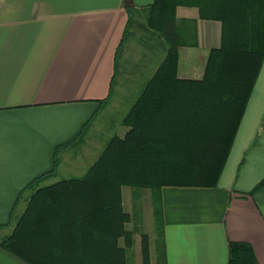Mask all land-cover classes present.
Listing matches in <instances>:
<instances>
[{"label": "crops", "instance_id": "crops-1", "mask_svg": "<svg viewBox=\"0 0 264 264\" xmlns=\"http://www.w3.org/2000/svg\"><path fill=\"white\" fill-rule=\"evenodd\" d=\"M153 2L0 0V243L12 231L13 223L6 224L13 209L19 217L34 188L68 170L55 167L33 189L27 186L53 168L54 156L106 128L121 108L129 77L121 85L116 51L131 14ZM176 17L194 22L197 38L195 46L179 47L177 77L201 79L210 51L220 46L221 22L201 19L196 7L177 6ZM160 62L149 73L139 63L147 80L132 92L121 125ZM131 191L122 188L124 210ZM149 197L160 213L165 264H227L230 241L249 244L264 264V59L217 185L164 186L149 189ZM0 264L28 263L0 245Z\"/></svg>", "mask_w": 264, "mask_h": 264}, {"label": "trees", "instance_id": "trees-1", "mask_svg": "<svg viewBox=\"0 0 264 264\" xmlns=\"http://www.w3.org/2000/svg\"><path fill=\"white\" fill-rule=\"evenodd\" d=\"M177 6L221 22L220 46L210 51L201 79L177 77L179 47L197 44L194 22L178 19ZM148 24L165 37L166 53L124 116L123 137H112L83 177L34 188L54 173V156L53 168L27 186L34 191L1 243L26 263L127 264L132 234L123 186L157 192L217 185L264 59V0H154ZM162 253L165 264L164 246ZM141 255L151 264L145 235ZM227 264L258 263L249 244L230 241Z\"/></svg>", "mask_w": 264, "mask_h": 264}, {"label": "rangeland", "instance_id": "rangeland-1", "mask_svg": "<svg viewBox=\"0 0 264 264\" xmlns=\"http://www.w3.org/2000/svg\"><path fill=\"white\" fill-rule=\"evenodd\" d=\"M131 17L132 20L126 34L127 37L120 47L118 57V64H120L121 67L120 74L122 75V79L119 80L121 85H124L125 78L129 77L125 84L127 92L124 94V99L121 98V108L112 119H110L109 124L105 121L107 125L106 128L101 127L99 130L88 132V135L83 138L80 144H74L72 148L66 151L64 156L57 159L56 170L68 171L58 173V175H56L58 176L56 181L83 177L85 175L84 173L88 171L89 167L104 150L109 140L115 136L123 137L124 134H122V125L120 123V118L122 117L121 113L126 112L133 103V99H135L133 95L135 97L136 93L132 94V92L137 86L143 85L147 80V76L139 75V63L144 61L145 67L146 65L149 66V73L164 56V48L167 46V41L160 31L149 27L148 9L138 13H132ZM160 50H163V52ZM161 53H163L162 57ZM135 64H137L138 67L132 70L131 68L137 66ZM120 67H118V69ZM140 72H143L142 68ZM119 97H121V95H119ZM129 188L135 191L130 192L131 205L125 210L130 216L126 228L130 230L132 234V246L126 253L127 264H142L141 235H145L148 238L150 261L155 264H162L161 223L157 204H155L156 200H151V197H149V199L147 198L149 192L148 188ZM15 217L16 218H13L11 222L13 226L18 218V214H16ZM4 240H2V242Z\"/></svg>", "mask_w": 264, "mask_h": 264}]
</instances>
